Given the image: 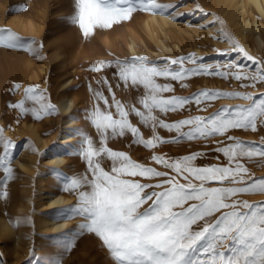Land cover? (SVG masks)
<instances>
[{"label":"snow or ice","instance_id":"obj_1","mask_svg":"<svg viewBox=\"0 0 264 264\" xmlns=\"http://www.w3.org/2000/svg\"><path fill=\"white\" fill-rule=\"evenodd\" d=\"M74 6L71 22L78 25L84 37L92 34L93 29H108L127 21L136 12L164 15L171 14L169 9L176 7L157 0H74ZM225 39L233 50L238 49L257 65L251 74L232 71L244 67L236 62L228 64L227 71L219 67L210 70V66L199 63L201 57L193 54L162 58V63L137 55L101 62L88 69L94 73L105 67L115 69L113 76L120 82L117 87L122 83L124 88L140 93L136 103L126 105L116 99L107 77L96 83L101 88L107 87L111 101L103 91L89 86L95 104L85 118L95 129L97 139L79 133L82 139L77 154L86 163L87 172L66 179L63 188L77 194L78 207L68 209L61 218L81 217L83 222L78 226L81 233L98 238L113 264H264V202L249 203L236 198L240 194H264V176L251 175L241 163L242 158L264 157V146L228 134L234 130L256 132L264 128V93L259 94V101L248 93L210 90L189 97H166L164 93L174 91L172 84L158 82L160 78L183 81L192 76L211 75L235 79L245 88L264 84V65L230 37ZM0 48L34 52L24 46L23 38L7 29H0ZM186 63L193 67H185ZM14 88L19 89L20 85L15 84ZM24 97L9 107L18 109L21 115L31 113L37 120L41 119V113L51 115L56 111L54 105L45 103L47 98L38 86L26 87ZM219 98L243 99L249 103L224 107L208 116H189L172 122L161 118L192 103L204 111L206 108L201 105ZM26 101L38 103L39 107L29 108ZM142 127L150 130L148 138ZM160 129L176 135L166 139L160 135ZM2 132L0 129L3 145L0 168L8 178L13 171L7 166L12 159L13 144L3 138ZM129 135L132 144L147 150L183 140L224 137L216 141L223 146L212 151L222 154L227 163L198 165V159L208 156L203 151L175 158L152 154L151 161L167 170L160 171L108 146L110 139ZM214 158L219 160L220 156Z\"/></svg>","mask_w":264,"mask_h":264},{"label":"rangeland","instance_id":"obj_2","mask_svg":"<svg viewBox=\"0 0 264 264\" xmlns=\"http://www.w3.org/2000/svg\"><path fill=\"white\" fill-rule=\"evenodd\" d=\"M9 1L0 0V29L10 30L18 37L23 38L24 46L31 47L34 49V52L29 53L24 50L0 49L21 53L25 58H29L36 65L41 63L40 65L48 66L45 71L48 74H45L43 71L41 72V70L37 68V71H40V75L35 78L33 77L32 80H28L27 78L31 75V72H29L27 73V76H25L27 82L24 79H14L12 81L9 79L10 82L7 79L2 82V84H4L1 85V87L3 86L2 98H4V100L2 101H4V103L1 101L0 112L3 113V117L5 116L8 118V112L13 110L9 105L25 99L24 88L27 85V87L38 86V89L42 91L47 98L45 103H51L56 109L54 114L46 115L41 113V119H34L35 121L40 122L44 118H49L51 121L49 127L51 130L50 135L52 134L49 145L39 148L37 158L38 170H36L35 178L36 182L39 179L41 172L42 151L47 149V147L49 148L52 143L54 144L57 141L58 133L61 131L63 125V115L58 107V94L60 88H56L53 85L54 83L51 82V78H55L59 72L57 71L58 69L53 66V60H50V57L54 52L53 47L60 43V40L67 42V48L70 50L68 53L70 54L68 56L70 66H68L67 69L69 74L64 73L62 76L71 75V77L74 78L72 85L68 86L67 89L76 92L75 94H78L79 92L82 93L80 98L82 99V102L79 103L76 98L75 102L78 107H74L75 109L69 113V116L73 117L75 120V123L70 126L71 132L68 131L73 138L66 143H61L64 148V156L66 158L65 163L53 168L49 173L50 178L58 181L53 183L55 188H58L61 192L71 198V202L68 206L63 208V211L59 210L56 213V217L63 216L65 211L70 208L78 207L77 194L75 192L64 191L63 188L65 187L64 182L66 179L83 176L87 172L86 163L77 154L82 139L79 133L90 135L94 139H97L95 129L85 118L87 111L95 104L89 86L91 85L93 90L103 91L104 95L111 101V95L108 93L107 87L101 88V86L96 83V81L102 77H107L113 86L116 99L126 105L136 103V98L140 94L135 89L124 88L122 83L120 84V87H117L116 85L120 82L113 76L115 69L105 67L101 72L94 73L88 70L91 65H98L101 62L107 61L125 60L137 55L146 56L151 61L162 63V58H176L193 54L196 57H201L202 60L199 61V63L210 66V70L219 67L221 70L227 71V65L236 62L244 67L242 69L233 68L232 71H242L251 74L257 65L254 64L253 61L248 60L238 51V49L233 50L232 45L227 42L225 37H230L231 40L242 47L249 56L264 65V54L259 53L254 49L252 50V48H246L241 41L236 39L234 32L227 27L220 10L212 5V0H157L158 3L163 5L176 6L174 9H169L171 14H164L165 16L171 17V20L167 22V24H163L160 27L155 23L153 16H156V19L159 20L162 15L136 12L133 13L129 20L114 24L111 28L93 29L92 34L88 37H84L78 25L71 22V18L75 11L74 0ZM181 13L184 15H180ZM24 15L31 17L30 19L38 26V31L23 32L11 22L12 19ZM174 16L176 19L173 18ZM204 16L208 19L207 21L202 22ZM186 21L188 24H186ZM147 23H149V26H147ZM205 24L212 29V32L207 31ZM148 27L152 29H149ZM196 28H198V30H193ZM191 32L195 33V35H189ZM204 35H209V37L205 38ZM182 37H184V39ZM181 38L182 41L180 40ZM205 39H207V42ZM131 40H133V48L129 45ZM33 41L34 43H32ZM71 50L73 51L72 53ZM75 53L78 54L76 61L74 62L73 56ZM185 67L190 68L193 67V65L186 63ZM20 70H22V68ZM47 75H50V79ZM14 81L16 84L20 85L19 89L14 88ZM158 82H168L172 84L174 91L164 93L163 95L166 97L172 95L189 97L193 93L201 90H210L248 93L252 94L256 97L257 101H259V94L264 93V84H257L255 87L249 86L245 88L241 87V82L236 81L235 79H222L211 75L192 76L183 81H165L163 78H160ZM12 83L14 85H12ZM2 89L0 88V90ZM26 102L30 108L39 107L38 103L33 104L32 101ZM248 103V101L243 99L219 98L215 101L207 102V105H201V108H206L204 111L198 110L197 105L192 103L186 105L182 111L169 112L161 118L165 119L167 122H172L188 118L189 116H208L210 113H214L218 109L224 107L247 105ZM101 107H103L102 102ZM5 108L8 109L6 110ZM6 111H8L7 114L5 113ZM133 122L135 123L134 118ZM0 129H3V138L11 141L13 144V147L10 149L12 159L7 166L13 170L11 177L14 178L16 176L15 170L17 165L15 161V151L20 146L23 147L27 144L29 141L27 139L28 135L24 134L20 137V134L16 132L15 126L10 120H7L5 123L0 120ZM141 131L145 138H148L151 135L149 129L142 127ZM159 133L166 139L176 135L174 132L169 133L163 129H160ZM228 134L237 137L239 140L251 142L256 146H264V128H260L256 132L251 130H234L230 131ZM218 140H224V137L217 136L208 141L193 140L189 142L183 140L179 143L164 144L158 146L156 149L147 150L142 146L132 144L129 135L124 138L110 139L108 141V146L113 150L123 151L129 154L133 160L141 164L156 167L157 170L160 171H167L151 161L152 154L163 155L166 158H175L190 154L194 151H203L207 152L208 156L198 159L196 162L198 165H225L227 161L222 154L212 151V149L217 146H223L217 145L216 141ZM225 143H228V141L225 140ZM2 153L3 145L0 143V154ZM216 156H220V159H215L214 157ZM109 163L110 162L106 161V164ZM241 163L248 168L251 175L256 177L264 176V157L255 156L252 158H242ZM0 172L2 173V175L0 174V214L7 218L14 231L20 230L22 235L20 246L16 251L13 249V242L10 237L7 236L0 239V264H77L76 260L78 255H83V253L92 254V250L95 254L93 258L96 264H113L112 258L102 246V243L98 238L87 232L81 233L78 226L83 221L79 216L72 215L70 218H66L69 221L68 228L55 236L39 232L32 224L26 223L25 221H27V219L21 218V215L27 214L26 210L28 209L17 212L11 207L10 201L12 199L10 198L11 195L8 194L10 191V177L5 178L2 168H0ZM180 182L183 181L181 180ZM2 183L5 188L2 186ZM236 198L241 201L247 200L249 203L264 202V194L260 193L240 194ZM34 200L35 198L33 197V202L28 205V208L32 210V216L38 214L37 210H35L37 207L35 206ZM85 264H92V257L91 261H87Z\"/></svg>","mask_w":264,"mask_h":264},{"label":"bare ground","instance_id":"obj_3","mask_svg":"<svg viewBox=\"0 0 264 264\" xmlns=\"http://www.w3.org/2000/svg\"><path fill=\"white\" fill-rule=\"evenodd\" d=\"M212 5L220 10L225 19L227 27L231 29L232 32H234L237 40L241 41L246 48H252V50L254 49L257 52L264 54V0H212ZM27 15L14 18L11 20V22L23 32L38 31V26L33 20L30 19L31 17H28ZM153 19L155 20V23L161 27V25L167 24V22L171 20V17L162 15L159 20L156 19V16H153ZM207 19L206 16H204V18H202V22L207 21ZM186 24H188L187 21ZM206 25L207 24H205L207 31L212 32V29ZM147 26H149V23H147ZM193 30H198V28ZM189 35L193 36L195 33L191 32ZM206 37H209V35L205 36V38ZM182 38L184 39V37ZM182 38L180 39L181 41ZM207 39H205L206 42ZM60 41V43L53 47L54 52L52 53L50 60H53V66L58 69L57 71L59 72L55 78H51V82L54 83L53 85L56 88H60V92L58 94V107L61 114L63 115V125L61 131L58 133L59 135L57 137V141L54 144L52 143L49 148L47 147V149L42 151L41 172L37 182L35 181V178L36 170H38L37 158L39 154V148L48 146L51 140L52 134L50 135L51 130L49 128L51 125L50 119L44 118L40 122H37L34 120L31 113L21 115L18 109H13L11 112L6 111L5 113L7 114L8 112L7 115H9L8 118L5 116L4 118L3 113L0 112L1 122L5 123L7 120H10V122H12L15 126L16 132L20 134V137L24 134H27V139L29 140L27 144H25L23 147L20 146L15 151V161L17 164L15 170L16 176L14 178H9L10 191L8 194L11 195L10 198L12 199L10 201L11 207L17 212L28 209L26 210L27 214L21 215V218L27 219L25 222L32 224L33 227L38 229L39 232L50 234L51 236L60 234L68 228L69 221L66 218H61L62 216L56 217V213L59 210L66 208L71 202V198L70 196L61 192L58 188H55L53 183L58 181L50 178L49 173L53 168L65 163L66 158L64 156V148L61 143H66L73 138L69 132H71L70 126L75 123L74 118L70 117L69 113L75 109L74 107L77 106L75 102L76 98L79 103L82 102V99H80L82 96L81 92L75 94L76 92L69 91L67 89L68 86L72 85L74 78L71 77V75L62 76L64 73L69 74L67 69L68 66H70V60L68 61V56L70 55L68 53L70 50L67 48V42L64 40ZM129 45L133 48V40L130 41ZM72 52L73 51L71 50V53ZM77 54L75 53L73 56L74 62L76 61ZM40 64L36 65L29 58H25L21 53L0 49V88H3V86L1 87V85H4L2 82L7 79L8 81L9 79H11L10 81L14 79H24L26 81L25 76H27V73L29 72H31V75H28V80H32L33 77H38L40 75V71L37 70L39 69L41 72H45L48 67ZM21 68L22 70H20ZM45 74L48 73L45 72ZM50 75H47L49 79ZM12 85L14 84L12 83ZM2 91L3 89L0 90V107L1 101L4 100V98H2ZM2 102L4 103V101ZM26 106L30 108V106L27 105V102ZM5 109L7 110L8 108ZM1 172L0 174L2 175ZM3 185L4 184L2 183V186ZM33 197L35 198L34 202L35 206L37 207L35 210L38 212L36 216H32V210L28 208V205L33 202ZM7 236L12 239L13 249L16 251L22 240L21 232L20 230L14 231L7 218L0 214V239ZM94 256L95 254L93 250L92 254H80L77 256L76 263L85 264L87 261H91L92 257V264H96L93 258Z\"/></svg>","mask_w":264,"mask_h":264}]
</instances>
